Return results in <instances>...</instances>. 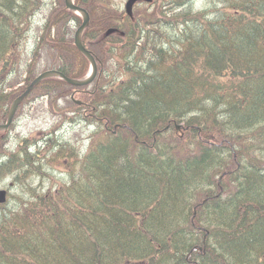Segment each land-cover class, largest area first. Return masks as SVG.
Masks as SVG:
<instances>
[{
	"label": "trees",
	"instance_id": "16d2710c",
	"mask_svg": "<svg viewBox=\"0 0 264 264\" xmlns=\"http://www.w3.org/2000/svg\"><path fill=\"white\" fill-rule=\"evenodd\" d=\"M192 2L172 0L132 22L123 19V12L109 0H76L91 17L83 39L101 64L100 74L92 86L76 88L56 78L40 84L63 86L71 103L69 92L82 93L81 107L88 110L83 112V123L90 125L96 116L98 125L88 147L90 155L99 156L97 166L113 170L128 162L140 166L134 172L122 170L129 182L116 180L114 197L126 210L124 226L136 219L146 240L139 245L132 242L122 250L124 261L114 264H264V236L259 233L264 231V190L258 188L264 186V168L255 162L264 160V0H210L205 7ZM46 6L47 0H0V123L6 121L16 97L9 80L23 71H17V54L33 33V17ZM80 24L81 18L66 8L65 0H52L38 26L37 48L25 66L33 80L47 69L78 79L87 75V58L77 52L73 38ZM111 29L115 31L108 34ZM109 38H114L111 54L105 49ZM70 53H78L82 60L78 71H73ZM7 84L11 88H5ZM171 121L185 123L182 131L171 128L153 142L156 130ZM116 125L120 126L116 134L109 132ZM136 135L149 145L136 143ZM1 141L0 157L8 150L6 141ZM7 155L0 162V178L8 172L41 168L29 154ZM82 163L87 167L85 159ZM224 169L229 170L227 176ZM82 180L80 187L86 189L94 176L87 172ZM56 185L57 194L65 197L72 187ZM144 185L151 188L147 193ZM154 187L168 189L188 212L197 208L213 221L238 213L239 220L234 226L230 219L224 227H206L198 220L185 222L172 212L162 224L172 230L167 239L151 222L169 195ZM100 194L98 203L87 209L84 223L89 233L100 230L108 239L118 224L106 216ZM148 197L153 200L147 201ZM39 205L37 195L34 200L21 199L9 214L0 213V264H59L76 259L80 249L74 245L76 230L64 226V215L58 211L53 230L47 232L49 219L37 214ZM74 206L68 201L63 211ZM12 218L37 232L53 249L31 252L5 244ZM124 240L131 241V235ZM62 242H69L67 249ZM197 242L203 245L202 252L197 251ZM152 244L159 245L162 255L148 252Z\"/></svg>",
	"mask_w": 264,
	"mask_h": 264
},
{
	"label": "bare ground",
	"instance_id": "6f19581e",
	"mask_svg": "<svg viewBox=\"0 0 264 264\" xmlns=\"http://www.w3.org/2000/svg\"><path fill=\"white\" fill-rule=\"evenodd\" d=\"M207 4H210V0H206ZM34 16L33 18H35ZM5 88H11L9 84L5 85ZM162 114H159L157 116L158 125H161L162 123ZM185 123L179 124L175 121H171L165 126L164 128L157 129L152 141L156 142L158 141V138L162 136L164 132H168L171 130V128L177 129L180 125L184 126ZM0 125H2L0 123ZM1 138H3L5 144L7 142H10L12 138L11 130L7 129H0ZM17 149H11L9 147L7 151H4L3 154L0 157V162L4 163L6 161V158H4L7 154L9 155H18L21 158L25 157L26 154H29L32 157V161L35 163V161L42 167L43 162L49 159V154L53 153L55 156L52 159V164L61 169L62 172L65 174H62V182L65 183V185H72L70 192L65 197L62 194L58 195V188L57 183H49L44 184L43 182L40 185L34 184L32 187V184L30 186H27L26 184L20 185L19 179L13 175L11 172H8L6 175L2 176L0 178L4 181H10L13 185H18L22 188H27L29 193L33 194V199L38 195L40 198V205L37 209V214L39 215H45L49 221L47 222L48 231L51 233L53 230L55 222L58 220V211H61L64 215V226L72 231V229L76 230L77 236L74 239L75 244L79 246L78 255L75 257L73 261L69 262H58L59 264H69L70 262L72 264H106L109 260L112 264L114 263H120L124 261V254L122 250L130 248V245L132 242L135 245H139L141 241L146 240V237L140 234L139 231V223L135 219L130 221V226L125 227L123 222V215L126 214V210L123 207V204L120 200L115 199L116 195V180L121 182H126L128 178L125 176V179H123L122 170L127 171L125 169H131L132 172H134V168H140V166L137 167V165L133 164L132 162L125 163L124 165L120 164L119 167L122 165L121 170H113L110 168H104L102 166H97L98 161H100L99 156H92L87 150H84V152H78L75 157L72 156V158H68L69 155L65 154V152L72 151L70 148H58L57 146H50L48 150H40L42 147L47 145L44 144H34L30 143L28 140H22L19 141L17 144ZM48 147V146H47ZM44 148V149H45ZM73 154V152H72ZM4 156V157H3ZM8 156V155H7ZM60 156L67 158L69 161L70 159V167L69 169H62V165L64 164L60 161L56 160L60 158ZM71 157V156H70ZM85 159V162L88 163L87 167H85V164L82 163V160ZM140 159V158H139ZM250 160V158H248ZM257 166L259 168H264V160H257L255 161ZM17 163V162H16ZM141 163V162H139ZM145 167V166H143ZM107 169V170H106ZM110 169V170H109ZM220 169H223V167H220ZM225 172V176L228 175L229 170L224 169L222 170ZM91 173L94 176V182L91 184L88 182V185L86 189L84 187H80L81 184H83L82 175L85 173ZM128 172V171H127ZM190 179L194 178V176L189 175ZM69 182V183H67ZM38 183V182H35ZM10 184V185H11ZM90 184V185H89ZM137 184V182H136ZM84 185V184H83ZM106 187V188H105ZM148 187L144 185L142 189L145 191L144 193H147L151 188H147L148 190H145V188ZM156 188V189H155ZM160 193H166L169 195V199L162 203V208L156 212H154V219L151 222L153 227H158V231L162 233L163 237L170 239V234L172 230L169 226L162 225L165 222L164 217L170 216L169 213L176 212L179 217L185 221V222H192L195 220H198L200 223L204 224L206 227H224L225 222L228 220H232L231 224L234 226L238 220H239V214L235 213L230 218H220L216 221L210 220L209 218L201 215L197 212V208H195L194 212H188L186 211L184 207V203H180L170 192L168 189H161L160 187H154L156 192ZM258 188L260 191L264 190V186L258 185ZM258 189V190H259ZM0 190H5L7 194L11 197L10 191L6 188H0ZM137 192L140 191V188L136 189ZM101 192L102 196H104V202H105V210H106V216L111 220L113 218L117 224L118 227L116 229H112L113 231H110V237L108 239H104L103 233L101 235L100 230H97L95 233H89L87 227L85 226L84 219L87 213V209L89 208L90 204H97L98 199L100 198L98 193ZM152 194H154L152 191ZM100 194V195H101ZM9 197V198H10ZM20 198V202H21ZM147 201H151L150 197L146 199ZM9 201V200H8ZM6 201L4 204L0 205V208H4L2 211L0 209V213L6 212L5 209L7 208ZM71 201L75 203V206L70 209L69 212L63 211V206L66 202ZM143 204V203H142ZM6 206V207H5ZM131 206L129 205V208ZM168 209V210H165ZM14 211V210H13ZM9 211L6 212L7 214L13 212ZM99 211V210H98ZM190 217V218H188ZM112 225H114L111 222ZM9 230H8V236L6 235L4 239V243L7 245H14L19 249V247L22 248H28L31 252L35 249H53V246L49 245L48 242L42 241L40 239V235L35 232L34 230L29 229L27 226L20 224L15 219H10L9 223ZM129 232H126V231ZM262 236H264V231L259 232ZM131 235V241L124 240L122 243L123 237H130ZM25 238H27L25 240ZM177 235L174 234L173 240H177ZM186 240L183 239V243ZM182 243V241H180ZM69 242H62L61 246L67 247L69 246ZM122 245V248H121ZM195 247L197 251L202 252L203 251V245L200 244V242H197L195 244ZM102 252L104 253V257L102 256ZM148 252L154 254V255H162L163 250L159 247L158 244H152V248L148 247ZM183 253V252H179ZM63 260L68 261V259L63 258Z\"/></svg>",
	"mask_w": 264,
	"mask_h": 264
},
{
	"label": "rangeland",
	"instance_id": "374dc122",
	"mask_svg": "<svg viewBox=\"0 0 264 264\" xmlns=\"http://www.w3.org/2000/svg\"><path fill=\"white\" fill-rule=\"evenodd\" d=\"M109 1L112 4L114 2V4L120 8V10L123 12V19H125L126 17L129 18L132 22H134L135 19L142 20L143 16H150L157 7H160L163 4H168L172 0H154L151 3H144L147 1L139 2L140 5L137 6L134 11L135 18H130L127 16V0ZM177 1L178 0H174V3H177ZM192 3L193 5L198 7H205L207 1L193 0ZM51 4L52 0H47V6L44 8L43 11L39 12L36 15V17L34 18V28L32 30L33 33L27 40L25 48L19 50L17 54V57L19 59L17 71L22 69L23 71H18L16 73V76L9 80V84L12 86L10 90L11 92L15 93L16 97L19 96L24 90H26V88L33 81L30 74L25 71V66L27 60L33 57L34 51L37 48L36 37L38 34V26L39 24H42L44 22L46 13H48ZM172 8L174 7H171L170 10H172ZM162 9L163 12H169L166 7H162ZM78 27V25L77 27H75L74 32ZM125 29L128 30V24L125 26ZM113 39L114 38H109L105 42L107 43L105 44L107 54H111L110 48H113V44H111L110 41ZM77 52L81 54L78 50ZM78 53H70V58L74 60L72 66L73 71H78L81 66H83L82 60ZM88 64L90 69L91 64L89 61ZM100 67L101 64L99 62V70ZM40 84L34 87L30 95L20 105L18 112L15 116V124L12 125L10 129L12 133V138L10 142L6 143L7 147L11 149H17L18 142L22 140H28L30 143H37L40 145L43 140H49V144L47 145L48 147L46 146L45 148L44 146L40 149L43 153V150H48L50 146H54L55 143L57 144L59 141L63 140L64 142H70L69 147L72 150L71 152L70 150H68V152H65V154L69 155L68 158H72V156L75 157L74 154L76 155V153L85 150V148L87 147V140L93 133H95L96 128L92 127L91 125L87 126L83 123H79V120L72 122L78 117H83V112L87 111L86 109L78 108V104H76L74 101L71 103V101L66 98L68 90L65 87V89H63V86H57L53 82L45 83L42 86ZM92 88L93 87H90V89ZM72 95H74L76 100H80L82 98V93H79L78 89L69 92L70 98H72ZM85 121L89 122L87 117ZM83 139H87L86 142H84ZM0 145H3L1 137ZM49 156V159L43 162V166L40 168V170L30 167V169L25 173L21 172L20 174H18L16 171H13V173L16 172L15 176L19 179V184H26L27 186H30L32 184L33 187L34 184L40 185L42 182L48 185H50L49 183L51 182H56L58 185H62L63 177L61 175L65 173L52 164V159L55 155L51 153L49 154ZM64 158L65 157L63 156H60L59 159L56 158V160L60 161V164L61 162L64 164V166L61 164L63 167L62 169L70 167V165L68 164L69 161L67 160V158ZM70 161L72 160L70 159ZM16 168L17 166L12 168V170H15ZM10 184V181H0V188L8 189L11 195V197L9 196L10 198L7 203V208L5 209L6 212L17 209L20 204V198H23L25 200L33 198V194L29 193L27 188H22L18 185ZM0 209L2 211L4 208Z\"/></svg>",
	"mask_w": 264,
	"mask_h": 264
},
{
	"label": "water",
	"instance_id": "95a60500",
	"mask_svg": "<svg viewBox=\"0 0 264 264\" xmlns=\"http://www.w3.org/2000/svg\"><path fill=\"white\" fill-rule=\"evenodd\" d=\"M139 1H151V0H128L126 4V9L130 15L132 14L133 6ZM65 3H66L67 8L73 11L79 12L83 16V24L79 27L75 35V44L77 48L79 49V51L83 53L91 62V67H92L91 74L84 79L78 80L74 78H69L63 72L58 71V70H49V71L42 73L31 83V85L27 88L26 92L13 102L8 121L6 124L0 125V129L9 128V126L13 122V118L15 116V113L20 103L27 97V95L34 89V87L40 84L41 81H43L44 79L50 78V77H56V78H60L66 81L68 84L73 85V86H86V85L91 84L95 80L97 73H98L97 61L94 58V56L90 53V51L86 49V47L83 44V40H82L83 32L89 24V14L85 9L76 5L74 0H65ZM5 201H6V191H1L0 192V203L5 202Z\"/></svg>",
	"mask_w": 264,
	"mask_h": 264
}]
</instances>
